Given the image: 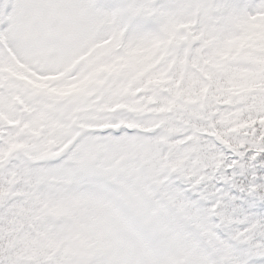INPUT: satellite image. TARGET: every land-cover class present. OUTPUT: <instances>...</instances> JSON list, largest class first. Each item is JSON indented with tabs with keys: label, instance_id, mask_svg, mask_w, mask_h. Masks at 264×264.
I'll list each match as a JSON object with an SVG mask.
<instances>
[{
	"label": "snow or ice",
	"instance_id": "1",
	"mask_svg": "<svg viewBox=\"0 0 264 264\" xmlns=\"http://www.w3.org/2000/svg\"><path fill=\"white\" fill-rule=\"evenodd\" d=\"M0 264H264V0H0Z\"/></svg>",
	"mask_w": 264,
	"mask_h": 264
}]
</instances>
